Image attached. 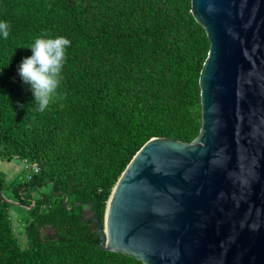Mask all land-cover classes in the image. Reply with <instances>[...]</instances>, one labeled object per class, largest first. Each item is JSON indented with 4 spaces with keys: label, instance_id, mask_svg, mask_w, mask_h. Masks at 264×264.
Here are the masks:
<instances>
[{
    "label": "trees",
    "instance_id": "16d2710c",
    "mask_svg": "<svg viewBox=\"0 0 264 264\" xmlns=\"http://www.w3.org/2000/svg\"><path fill=\"white\" fill-rule=\"evenodd\" d=\"M0 20L10 25L0 40V161L40 170L11 184L0 173V264H143L99 249L97 223L82 218L91 209L103 224L114 186L148 141L198 138L209 42L191 0H0ZM42 35L71 43L57 98L38 112L16 69ZM7 192L33 203L25 247Z\"/></svg>",
    "mask_w": 264,
    "mask_h": 264
},
{
    "label": "water",
    "instance_id": "95a60500",
    "mask_svg": "<svg viewBox=\"0 0 264 264\" xmlns=\"http://www.w3.org/2000/svg\"><path fill=\"white\" fill-rule=\"evenodd\" d=\"M191 13L209 42L198 138L148 141L103 224L82 219L99 249L143 264H264V0H191Z\"/></svg>",
    "mask_w": 264,
    "mask_h": 264
},
{
    "label": "clouds",
    "instance_id": "9594fccd",
    "mask_svg": "<svg viewBox=\"0 0 264 264\" xmlns=\"http://www.w3.org/2000/svg\"><path fill=\"white\" fill-rule=\"evenodd\" d=\"M10 25L0 20V40L9 37ZM70 40L64 36L42 35L33 40L31 55L23 57L17 66V75L27 86L36 105V111H45L57 98V91L63 80L62 71L66 61V50ZM18 107H23L19 105Z\"/></svg>",
    "mask_w": 264,
    "mask_h": 264
},
{
    "label": "crops",
    "instance_id": "0c3cea01",
    "mask_svg": "<svg viewBox=\"0 0 264 264\" xmlns=\"http://www.w3.org/2000/svg\"><path fill=\"white\" fill-rule=\"evenodd\" d=\"M19 162V163H18ZM21 162V163H20ZM21 165H22V161L19 159H13L10 162H3L0 161V173L3 174L4 176V182L6 184H11L13 182H16L17 180H19L22 177V169H21ZM24 174V173H23ZM6 201V200H5ZM7 203H11L14 207L20 208V210H22V206H20L19 204H16L12 201V199H9L6 201ZM10 215L14 218L15 220V225L16 227L20 226V216L17 215L15 212H11V210L9 211ZM13 224V223H12ZM13 224V225H14ZM25 224V223H24ZM24 227V226H23ZM17 231L20 233H22V230H18Z\"/></svg>",
    "mask_w": 264,
    "mask_h": 264
},
{
    "label": "rangeland",
    "instance_id": "374dc122",
    "mask_svg": "<svg viewBox=\"0 0 264 264\" xmlns=\"http://www.w3.org/2000/svg\"><path fill=\"white\" fill-rule=\"evenodd\" d=\"M19 163V162H18ZM21 163V162H20ZM23 174V173H22ZM48 190V186L47 187H44L41 192H45ZM4 199L7 201L9 199H12V201L16 204H19L20 206H22V210H20V208H17V207H14L11 203H8L10 205V208H9V211L11 210V212H15L17 215L20 216V226L16 227V225L14 224L15 223V220L14 218L10 215V212H9V216L11 218V225H12V228H13V231H14V234H15V237L19 243V245L21 247H25L26 246V239H25V236L20 232L17 231V228L18 230H23V226L25 225L24 223H26L29 219V216H28V212L29 210L33 207V203H30V202H26L25 204L24 203H20L17 199H15L13 197V195L9 192L5 193L4 195ZM36 196V195H35ZM14 225H13V224Z\"/></svg>",
    "mask_w": 264,
    "mask_h": 264
},
{
    "label": "built area",
    "instance_id": "2783aa9c",
    "mask_svg": "<svg viewBox=\"0 0 264 264\" xmlns=\"http://www.w3.org/2000/svg\"><path fill=\"white\" fill-rule=\"evenodd\" d=\"M21 169H22V173L27 175V177L30 176V175L37 174L40 171L37 164L30 163V162H28L26 160L22 161Z\"/></svg>",
    "mask_w": 264,
    "mask_h": 264
}]
</instances>
